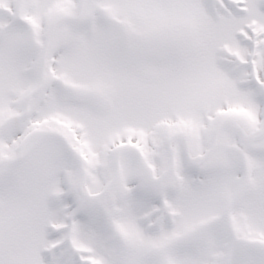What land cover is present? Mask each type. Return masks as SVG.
Masks as SVG:
<instances>
[{
  "label": "snow or ice",
  "instance_id": "obj_1",
  "mask_svg": "<svg viewBox=\"0 0 264 264\" xmlns=\"http://www.w3.org/2000/svg\"><path fill=\"white\" fill-rule=\"evenodd\" d=\"M0 264H264V0H0Z\"/></svg>",
  "mask_w": 264,
  "mask_h": 264
}]
</instances>
